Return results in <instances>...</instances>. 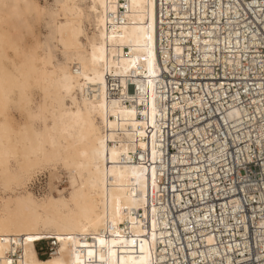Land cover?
I'll return each instance as SVG.
<instances>
[{
  "label": "bare ground",
  "instance_id": "bare-ground-1",
  "mask_svg": "<svg viewBox=\"0 0 264 264\" xmlns=\"http://www.w3.org/2000/svg\"><path fill=\"white\" fill-rule=\"evenodd\" d=\"M165 2L0 0V264H169ZM38 239L54 240L46 258Z\"/></svg>",
  "mask_w": 264,
  "mask_h": 264
},
{
  "label": "built area",
  "instance_id": "built-area-1",
  "mask_svg": "<svg viewBox=\"0 0 264 264\" xmlns=\"http://www.w3.org/2000/svg\"><path fill=\"white\" fill-rule=\"evenodd\" d=\"M165 5L159 36L171 56L159 88L157 162L165 260L264 264V0ZM47 178L40 173L33 188L42 191Z\"/></svg>",
  "mask_w": 264,
  "mask_h": 264
},
{
  "label": "rangeland",
  "instance_id": "rangeland-1",
  "mask_svg": "<svg viewBox=\"0 0 264 264\" xmlns=\"http://www.w3.org/2000/svg\"><path fill=\"white\" fill-rule=\"evenodd\" d=\"M38 2H39L40 5L43 6V5H46V4L53 3V0H38ZM34 28H35L34 31H35L36 35L39 36L41 39H44L45 34H47V28H46L45 22L43 20L40 21V22H37L35 24ZM39 33H41V34L39 35ZM26 42L30 43L31 42V38L28 37ZM37 97L39 98V94H37ZM13 110L11 111L12 115H14L15 118L17 117V115L19 116V117L16 118V120H18V121L22 120V117H21L20 113L14 108H13ZM15 113H16V115H15ZM57 173H58V171L49 173L50 179H54L56 177ZM74 182H75V178H72L70 176V185H72ZM65 186L66 187L68 186L67 183H65V184L63 183L61 187H65ZM55 191L56 192H62L63 190L55 189ZM50 241L51 240L49 239V240H46L44 242H41V243L37 244V248H38V252H39V256L40 257L46 258L47 256H49V250L47 249V246L51 243Z\"/></svg>",
  "mask_w": 264,
  "mask_h": 264
}]
</instances>
